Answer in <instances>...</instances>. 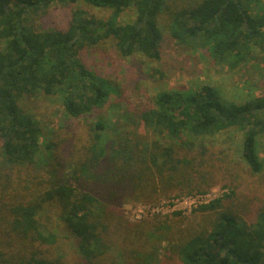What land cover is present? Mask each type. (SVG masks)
<instances>
[{
    "label": "trees",
    "instance_id": "1",
    "mask_svg": "<svg viewBox=\"0 0 264 264\" xmlns=\"http://www.w3.org/2000/svg\"><path fill=\"white\" fill-rule=\"evenodd\" d=\"M77 1L0 0V156L7 164L39 165L41 139L49 135L35 116L20 108L22 95L40 90L60 94L70 117L110 100L114 87L89 71L80 57L87 46L115 38L124 53L140 51L160 60L157 23L162 13L170 16L169 30L179 43L208 47L219 61L237 65L255 45L264 44V14L251 13L254 0H193L184 5L186 0H84L112 10L111 15L88 18L77 9L67 30L36 32L30 26L36 11ZM131 8L137 20L119 23L121 12ZM139 117L156 134L166 130L177 141L125 144L123 138H112L108 131L113 128L100 121L84 143L68 140L62 147L66 159L52 154V140L42 143L47 161L40 165L44 172L37 180L2 176L0 264H161L162 238L172 227L127 221L121 208L125 201L201 186L192 184L204 182L206 175L199 176L203 163L182 151L193 150L195 140L233 127L243 131L242 160L254 173L264 169L258 152L264 94L237 102L224 99L211 83L159 89ZM56 206L61 211L57 227L47 216V209ZM223 208L222 199L202 205L201 210L213 211L208 226L170 242L166 256L176 254L182 264H264V208L250 224L239 216L240 208ZM122 241L126 249L118 247ZM132 245L137 247L129 249Z\"/></svg>",
    "mask_w": 264,
    "mask_h": 264
},
{
    "label": "rangeland",
    "instance_id": "2",
    "mask_svg": "<svg viewBox=\"0 0 264 264\" xmlns=\"http://www.w3.org/2000/svg\"><path fill=\"white\" fill-rule=\"evenodd\" d=\"M192 1L186 0L181 4ZM77 9L83 10L85 17L94 19H107L112 13L110 9L95 7L84 0L70 4L57 2L36 11L31 17L30 26L36 32L67 30L73 11ZM250 11L253 15L264 14V0H254ZM169 17L162 13L157 23L162 32L160 60L140 51L124 53L118 48L115 38L87 46L80 52L87 69L115 89L111 91L110 100L103 106L93 107L80 117H70L65 112L60 94H47L40 90L22 95L19 98L20 108L35 116L43 127V133L49 135L41 139L42 157L37 158L39 165H10L0 156V180L6 174L37 180L35 177L44 172L40 165L47 159L43 144L52 140V144L56 146L52 149V154L66 159L67 152L62 147H67L68 140L74 138L73 142L78 143L77 145L82 141L84 143L91 128L100 121L113 128L108 131L112 138H123L125 144L141 142L140 147H143L144 143L155 140H164V144L176 142L166 130L165 133L156 134L139 117L142 110L153 104V97L159 89L198 88L204 83H211L220 90L224 99L237 102L244 101L250 95L264 94V44L255 45L248 52L246 61L233 65L231 61L217 60L208 47H191L179 43L170 33ZM136 20L137 13L133 8L124 10L118 18L121 24L134 23ZM3 43L0 39V47ZM159 70L164 72L163 77L157 73ZM164 134L166 139H163ZM242 137L243 131L233 127L207 139L195 140L193 150L182 151V154L203 163L204 168L199 176L206 175L204 182L192 184L201 186L168 191L152 199H128L123 203L122 214L131 223L150 220L152 223L161 222L172 227L167 229L162 238L161 264H182L176 254L166 256L164 248L170 242L182 241L196 230L201 231L208 226L213 211L201 210L202 205L222 199L223 209L238 207L239 216L247 223L256 221L258 209L264 208V169L254 173L242 160ZM184 139L187 142L194 141L191 137ZM260 141L261 148L258 152L264 160V135ZM175 147L178 151L182 150ZM60 212L58 206L47 209L49 222L55 227L60 224ZM45 218L43 216L42 220ZM136 245L129 249L137 247ZM118 247L126 249L127 245L122 241Z\"/></svg>",
    "mask_w": 264,
    "mask_h": 264
}]
</instances>
